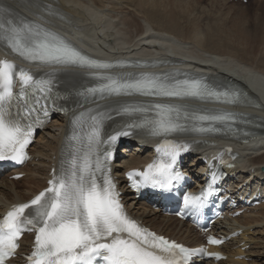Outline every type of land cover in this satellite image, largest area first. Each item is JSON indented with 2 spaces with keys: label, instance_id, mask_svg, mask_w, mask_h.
<instances>
[{
  "label": "bare ground",
  "instance_id": "obj_1",
  "mask_svg": "<svg viewBox=\"0 0 264 264\" xmlns=\"http://www.w3.org/2000/svg\"><path fill=\"white\" fill-rule=\"evenodd\" d=\"M223 1L225 4L226 0ZM194 2L195 0H56L51 6H44L34 13L43 14L45 11L59 15L60 29L68 33L73 31L82 39L85 46L101 55L113 58L138 57L156 61L157 64L159 63L158 67L163 66V69L157 68L156 65L152 66L156 69L151 68V72L146 71L147 73L169 75L177 73L175 70L177 68L184 70L189 68L187 73H192L193 76L196 75V71H200L204 77H212L218 81L225 80L241 86L255 101L247 102L243 106L236 104L232 106L234 111L227 110L228 113L238 118L250 117L254 123L264 126V33H261L263 34L261 37L257 34L251 35L243 25L235 30V34H230L227 22L218 20L220 17L201 21L200 18L205 14H194L196 9ZM228 11L227 13L230 12ZM173 67L175 69H172ZM106 100L105 97L100 98V102ZM149 101L142 105L162 107L169 102L162 96H155ZM172 101L175 103L176 111L184 117L186 123L197 120L192 102H189L191 106H188L176 99ZM69 116L70 114H64L54 117L37 136L30 146L34 159L21 169L25 172L23 179L17 182L8 177L0 179V211L8 204L25 201L45 186L44 178L50 165L59 155ZM177 122L181 123L182 118ZM216 131L217 134L214 135L216 137L211 139L197 136L193 132L187 134L196 146H201L199 148L201 150L190 165H201L200 155L212 145L220 144L225 140L218 127ZM206 140L212 142L203 143ZM129 142L126 150L131 151H128V156L122 160V164H116L117 175H121L120 167L123 164L125 166L129 163V166L133 167L145 162L151 156L150 140L136 139ZM140 143H143L142 147L139 146ZM235 146L240 156L238 164L230 170L232 172L230 184L236 188L243 182L246 184L250 182L264 190V131L261 135L252 136L249 141L237 142ZM191 171L197 170L191 168ZM124 200L130 211L153 229L190 246L201 241L193 228L185 223L173 217H161L158 212L134 202L128 194L124 196ZM260 225H264V202L233 221L227 219L221 221L215 227L219 232L242 229L238 238L222 247L223 251L249 257V260L243 259L247 264H264L262 261L264 249L260 250L264 245V238H255L256 230L250 231ZM29 240L28 237H24L21 247H24ZM245 246L247 249L241 250Z\"/></svg>",
  "mask_w": 264,
  "mask_h": 264
},
{
  "label": "rangeland",
  "instance_id": "obj_2",
  "mask_svg": "<svg viewBox=\"0 0 264 264\" xmlns=\"http://www.w3.org/2000/svg\"><path fill=\"white\" fill-rule=\"evenodd\" d=\"M198 1H199V3H198ZM216 1L218 3L215 2V0H197V1L195 0L194 8H196V9L194 10L195 11L194 14H196V15H199L200 13L205 14L202 16V18H200L201 21H205L207 19H212V20L218 19L220 17L218 20L222 19V22H224V21L227 22L228 29H229V31H231V32H229L230 34H235V32H236L235 30H237V28H240L241 26L245 25V29L251 35L257 34V35H260V37L263 35L261 33H264V0H247L246 2H242L240 0H226L225 4H224L223 0H219L221 2H219L218 0H216ZM197 7L199 9H197ZM228 10L229 11L231 10L232 12L231 11L229 12ZM227 11L229 13H227ZM238 11H240V12H238ZM235 12H236V14H234ZM238 14H239V16H238ZM236 16H238V17H236ZM223 19H226V20H223ZM238 21H240V23ZM232 24H234V25H232ZM229 25H231V27H229ZM204 30L205 29H203V31ZM255 230H256V233L254 235L255 238H260V239L264 238L263 237L264 234L262 233V232H264V225L254 227V230L250 229L251 232L255 231ZM245 249H247V248H245ZM245 249H243V250H245ZM263 249H264V245H262L260 247V250H263ZM262 261H264V258H262Z\"/></svg>",
  "mask_w": 264,
  "mask_h": 264
}]
</instances>
